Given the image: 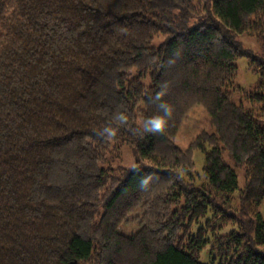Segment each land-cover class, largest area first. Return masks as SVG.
Masks as SVG:
<instances>
[{"label":"trees","instance_id":"16d2710c","mask_svg":"<svg viewBox=\"0 0 264 264\" xmlns=\"http://www.w3.org/2000/svg\"><path fill=\"white\" fill-rule=\"evenodd\" d=\"M239 56L256 115L231 98ZM195 106L209 130L181 149ZM124 145L131 169L111 165ZM263 246L264 0H0V264H264Z\"/></svg>","mask_w":264,"mask_h":264},{"label":"rangeland","instance_id":"374dc122","mask_svg":"<svg viewBox=\"0 0 264 264\" xmlns=\"http://www.w3.org/2000/svg\"><path fill=\"white\" fill-rule=\"evenodd\" d=\"M237 40L240 45L251 52V54L258 55L262 50V45L257 37L251 34L242 33L236 35ZM163 39V37L155 38L152 41V46H157V44ZM236 65V76L233 79L231 87V98L234 103L240 104L244 106L246 109L253 110L256 115L257 112H260L259 109L256 111L255 106H257L254 102H252L251 98L248 97V93L252 91H256L260 89L261 85V77L259 73H255L253 71V67L250 66V59L246 56H239L234 60ZM143 83L145 86L150 84L149 78H144ZM209 130L207 115L204 109L201 106H195L192 111L189 113L188 117L184 120L181 128L179 129L176 136V145L181 149L187 148L190 140L195 137L200 131ZM120 157L111 163L112 166L116 167V165L123 166L127 169L133 168L135 165L134 158L132 154V150L130 146L124 145L120 148ZM226 158V156H225ZM228 161V160H227ZM193 162H194V171L193 175L195 178V182L199 181V178H202L203 174V164L204 157L201 151L196 150L193 152ZM229 162V161H228ZM237 175L238 189L242 188L244 185L243 172L240 168H234ZM236 203V202H235ZM138 223L136 221L130 220L127 223H124L120 227V232L126 235L133 234L138 230ZM237 227L235 224H227L224 226L219 232L222 234L229 233L233 230H236ZM264 253V246L260 247ZM200 260L203 263H207L209 259L203 253L201 255Z\"/></svg>","mask_w":264,"mask_h":264},{"label":"clouds","instance_id":"9594fccd","mask_svg":"<svg viewBox=\"0 0 264 264\" xmlns=\"http://www.w3.org/2000/svg\"><path fill=\"white\" fill-rule=\"evenodd\" d=\"M155 126L158 128L159 127V124L157 123Z\"/></svg>","mask_w":264,"mask_h":264}]
</instances>
